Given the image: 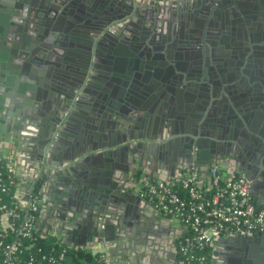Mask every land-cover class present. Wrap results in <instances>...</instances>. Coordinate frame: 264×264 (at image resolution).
<instances>
[{"label":"water","instance_id":"95a60500","mask_svg":"<svg viewBox=\"0 0 264 264\" xmlns=\"http://www.w3.org/2000/svg\"><path fill=\"white\" fill-rule=\"evenodd\" d=\"M195 1L175 0L167 12L170 23L164 25L159 15L150 18L151 7L136 9V0H110L106 11L104 0H0V126L16 129L9 139L14 143L21 136L17 130L28 129L32 143L40 146L35 147V154H46L41 205L47 204L44 196H49L53 184L50 173L54 165L49 159L54 157L53 149L81 104L88 96L91 99L90 112L72 132L82 150L80 146L81 152L75 150L78 141L72 137V165L58 176L52 204L44 208L51 217L49 234L66 246L79 249L85 240L96 238L121 240L130 231L128 227L137 233L161 229L162 216L142 212L155 209L145 194L142 144L135 142L134 135L127 140H132L126 145L134 153L131 162L126 160L124 146L117 148L116 142L107 145L109 148L102 145L104 140L117 141L121 133L128 132L123 119L134 114L139 99L147 100L148 105L152 89L158 92L165 86L166 97L175 103L170 108L174 113L164 117V122L171 119L177 125L176 118L188 116L198 131L215 132L219 143H226V147L221 145L224 154L232 150L228 143L234 140L232 127H240L242 118L252 113L264 115V81L250 78L251 72L246 70L253 58L233 52L236 47L250 52L246 33L264 21V0H222L237 16L236 10L243 12L239 23L228 24L215 9L216 4L221 8V1ZM119 6H131L124 25L111 22L103 26L105 12ZM249 7L260 11L244 16L243 9ZM261 36L259 32L256 40ZM158 41L161 48L156 47ZM101 49L107 58L104 74L96 70L100 65L95 56ZM99 82V91L92 93L90 88ZM247 136L260 156L254 160L245 154V158L264 178V130ZM97 154L108 156L110 164L98 169L92 160ZM83 166L86 171L78 172ZM153 218L155 229L149 226ZM154 237L158 242L157 235ZM226 243L245 245L244 264H264V234L235 236ZM247 245L258 248L251 252Z\"/></svg>","mask_w":264,"mask_h":264},{"label":"crops","instance_id":"0c3cea01","mask_svg":"<svg viewBox=\"0 0 264 264\" xmlns=\"http://www.w3.org/2000/svg\"><path fill=\"white\" fill-rule=\"evenodd\" d=\"M104 1H106L103 3L105 4L104 7L108 6L110 0ZM174 1L175 0H136L135 7L136 9L141 8L144 10L150 7L154 10H157L158 8L162 10V12H165L171 8ZM218 1H221L220 6L222 8L226 6V8L230 11L231 6L222 0H213L212 2ZM196 2H198V0L195 1V3ZM215 6L218 7L217 4ZM247 9H243L245 13H247ZM156 12L157 11H155V14ZM228 14L227 20L228 22H231L235 16L230 13ZM122 25H124V23L120 24V26ZM159 46H161L160 41L156 43V47ZM103 50L104 49H101V53L95 56V59L96 57L98 59L97 63L100 65L96 68V70L100 74H104L105 68L107 67V58L105 56L103 57V53H105ZM99 84L100 82L97 83L96 88H90L92 93L99 91ZM164 87L165 86L161 87V91L159 89L158 92L157 89H152L154 91V93L152 91L153 97L149 98L147 106H145L144 103L147 100H142V98L139 99L140 103L137 104L136 108L142 105L145 107L142 106V109L135 108L134 114H131L127 118L123 119L125 121L124 129L128 132L121 133L122 135H119L120 140L117 139L118 142L115 140L113 141L112 139L104 140L102 143V145H104L103 147L109 148L107 145H112L115 142L118 143L117 148L124 146L123 152L126 153V160L128 159V161L131 162L133 160L134 153L130 150L131 148L128 149L126 145H128L129 142H132V140H127L131 138V135H134L136 140L135 142L142 144L139 149L142 154L143 161L146 163L147 173L145 174V177L148 183H153L155 181L174 179L172 176H174V172L177 171V168L172 166L173 162L171 163L170 159L172 155L173 158L174 156L177 157L180 161H178L176 165H179L180 167V165L184 163L182 154L185 152V142L187 139L193 137L199 140L198 143H195V145L192 146V150L195 154L199 155V153H201V155L206 158L209 157L211 152L221 153L222 158L220 161L223 162L219 165L222 172L226 176H239L248 173V175H250L248 178L252 182V199L257 205H264V178L261 176L260 172L257 171L254 164L245 158V154L254 160L257 159L255 157L260 156V151L258 150L255 153L253 148H250L249 144L245 143V139L248 137V134L253 136L256 132L264 130V115L260 112L252 113L247 116L246 119L242 118L243 124L240 125V127H232L231 135H233V141L237 142L238 147L236 150H228L226 154H224L222 146L219 145V140L214 135L215 132L200 131V129L198 131L195 126L190 124L189 118H187L188 116L184 115L182 118H176L177 120H175L178 122L177 125L174 122L171 123V119L170 122H164V117H168V115L172 116L174 111L170 110V108L175 106V103L173 104L171 98L166 97L169 91ZM91 105V99L88 96L81 104L80 110L76 112L78 114H76L70 124L67 125V131H65V134L63 135L64 137L58 142V144L56 143V148L53 149L54 157L50 156L51 158H49L50 162L54 165V169L52 168L53 171L50 173L53 184L49 187V196H47L48 194L44 196L47 204L41 205L42 212L40 211L38 219V229H40L43 233H52L50 230L51 217H49L48 211L44 208H49L52 204L53 194L51 195V192H53L55 187L59 186L57 185V182L60 181L58 176H63L61 174L65 172L67 167L72 165V160H70L71 152H73V150H71V142L73 141L72 137L74 138V141L77 139V136L72 134V132H76L77 128L84 122L85 117L88 115V112H90ZM31 126L32 125L29 124V127ZM15 131L16 129L12 126H6L4 129L0 126V155L5 157L13 155L15 157L16 178L19 183L17 190L21 195V190H23L31 182L30 179H33V177H36L39 174V167L36 165L37 155L35 154V147L37 150L40 146L32 143V140L28 136L31 135L32 132L28 129H24V131L21 129L17 130L18 134H21L20 138H18V142H11L10 140L16 134ZM192 131L194 132L193 134L191 133ZM131 132L133 134H131ZM77 141L78 145H75V150H77L79 146V149H81L79 139H77ZM164 144L167 146L164 147ZM92 145H98V142ZM115 147L116 146L112 148ZM171 147L172 151L170 150ZM79 149L78 153L81 152ZM101 150L104 151L105 149ZM97 153L100 152L97 151ZM170 154L172 155L170 156ZM107 157L108 156L102 154H97L92 160L94 161V164H96L97 168L100 169V166H107L110 164ZM198 161L200 162V158ZM85 168V166L80 167L78 172L86 171ZM198 168L204 175L210 169V167H207L206 170H204L202 163H200ZM148 209H143L142 212L149 214ZM160 219L161 229L165 231V233L167 232L172 234L174 228V222L172 219L164 216ZM128 229L130 231L125 234L126 238L123 237L121 240L113 239L105 242L104 239H101L100 241L99 238L93 240L88 239L85 240L84 245H79L78 247L82 250H90L93 254L104 252L106 254L108 264H175L174 257L176 256V253L174 251V247H177V245H171L167 238L161 240L159 236H157L158 242H155L154 239H156V237L152 240V238H148V233H145V237L139 238L136 229L133 230L129 227ZM179 231L180 230H178V232ZM181 238L182 237H180V239ZM234 238L235 236L220 238L210 247V260L212 264H243L245 245H243V243H241L242 245H231L230 243H226V240ZM175 239L178 238L175 237ZM248 246L251 252L256 251V248H258L257 246L247 245V247ZM72 249L75 248L73 247Z\"/></svg>","mask_w":264,"mask_h":264},{"label":"built area","instance_id":"2783aa9c","mask_svg":"<svg viewBox=\"0 0 264 264\" xmlns=\"http://www.w3.org/2000/svg\"><path fill=\"white\" fill-rule=\"evenodd\" d=\"M37 182L38 178L31 181L20 195L15 157L0 158V248H4L5 255L0 264H12L23 239L32 237L38 229L41 187L35 193ZM251 183L245 175L226 176L216 163L206 175L192 165L180 179L147 185L152 201L188 228L179 245L178 264H189L195 259L199 264H210L207 256L196 257L192 250L207 249L220 238L264 234V205L253 201ZM101 257L107 261L104 252ZM43 259L48 264H64L65 253ZM28 264H37L36 259L31 257Z\"/></svg>","mask_w":264,"mask_h":264},{"label":"flooded vegetation","instance_id":"af4514ba","mask_svg":"<svg viewBox=\"0 0 264 264\" xmlns=\"http://www.w3.org/2000/svg\"><path fill=\"white\" fill-rule=\"evenodd\" d=\"M243 3H245V2H242V4ZM104 5H102V6H104ZM234 7H236V6H234ZM263 8H264V6H263ZM106 9H108V6L104 7L105 11H106ZM215 9L218 11L219 18H220V16H221V18L223 17L222 19L226 23L228 22V20H227L228 19L227 17L229 15L228 13L233 14L235 16V18L232 19L231 22L237 21L238 23L240 22V17L239 16L241 15V13H243L240 10H236L237 12L240 13V15L237 16L231 10L229 11V9H227L226 6L223 7V8L222 7L221 8L216 7ZM233 9H236V8H233ZM255 9H257V8L249 7L247 9V13L244 12L245 13L244 16L245 15L246 16H248V15L249 16H254L255 15V11H256ZM130 11H131V6H125V7L124 6H119L118 9H115V10H110L109 9L108 12H105L106 14H104V17L102 18V21H104V25L103 26H105V23L108 24V23H111V22H119L120 24L123 23L126 20V18L128 17L127 13L130 12ZM155 11H157L156 14H155ZM259 11L260 10H258V12ZM167 12H168V10H166L165 12H162V10H160V9L154 10L151 13L150 18L155 17V15H156V18H157V15H159V21L161 23H163L164 25H166V24L170 23V20H168V17H167ZM236 16L239 17V18H237ZM260 22H262V21H260ZM229 25H231V24H229ZM256 28H255V31H253L252 33L251 32L250 33L249 32L246 33L248 39L250 40V45H249V48L251 49L250 52L248 53L247 51H245V49H242L241 47H236V46H235L236 50H233V52H235L237 54H248V57L250 56L251 58H253L251 63H249V62L247 63L246 70L251 72L250 75H249L250 78L255 77V78H259V79L264 81V21L262 22V24L258 25ZM259 32L262 34V36H261V38L259 37V41H258L256 39L258 37V33ZM243 34H245V33L243 32ZM243 34H242V36H243L242 39H243L244 42H246V40H245L246 37ZM160 43H161V46H159V48L162 47V42L160 41ZM254 45L257 46V47H261L263 49H261V48L254 49L253 48ZM195 49L199 50V47H197ZM103 51H105V50H103ZM76 99H78V100L81 99L80 95H78L76 97ZM192 126H194V125H192ZM250 139H251L250 137H247L245 139L246 140L245 143H248L249 147L253 148V150L256 153L258 151V148H257L256 145H253V143L250 141ZM195 141L197 143L198 139H195L193 137H191L190 139L186 140V142H185V152L182 154L184 163L181 164L180 167H179V165H176V163L178 161H180V160H178V158L175 157V156L173 158V155L170 154V156L172 155V157L170 159L171 161L170 160L169 161L171 163L173 162L172 166H175L174 168H177V171L174 172V176H172L174 179L182 178L183 175L186 173V171L189 170L192 165L196 166V167H199L200 163H202V166L204 167V170H206L207 167L213 166L214 162H216L217 160H219V161L221 160L222 157H221V153L220 152H211V154H209V157H206V158L203 157L201 155V153H199V155L195 154V152L192 150V146L195 145ZM228 143H229V145H231L230 143H232V145H233V146L231 145L232 148L230 146V149H232V150L238 147L237 143L234 142L233 140L228 142ZM219 145L220 146L223 145V146L226 147V143H220ZM223 146H222V148H223ZM170 150L172 151V147L170 148ZM199 158H200V162L198 161ZM45 159H46V154H44V156L42 154H38L37 157H36V165H38V167H40V171H42V172H39V175H38L37 178H38V181H42V184H43V177H42L43 171L46 170L47 167H48L47 166V162H46ZM202 160H203V162H202ZM186 165L188 166L187 170L183 169V168H185ZM178 170L181 171V174H179ZM148 184H149L148 181H146V185H148ZM145 194H146V196L148 195L146 190H145ZM152 204L155 206V209L149 208L148 209L149 214H151V216H152V214L154 215L155 213H157L158 216H162V217L164 216L166 218H168V217L171 218L172 221L174 222V225H173L174 228H173V233L172 234L171 233H167V232H166L167 233L166 234L165 231H163L162 229H159V230L155 231V233L147 232L148 233L147 236H148V238H152V240H153L154 236L157 235V236H159L161 238V240L167 238L168 242L171 243V245H174V246L177 245L178 248L174 247V251L176 253V256L174 257L175 258L174 262H175V264H178V261H179V258H180V253H179V245H180V242H181L180 237L184 236V233H185V231H187L188 228L185 227L184 225H182L180 223V221L177 220L176 218L165 214L160 209V207L157 206L153 201H152ZM40 206H41V204H40ZM40 211H41V208H40ZM153 220H154V218L150 219L151 223H149V226L151 228L155 229ZM178 230H180V231L178 232ZM145 233L146 232L143 233V232H139L138 231L137 234H138L139 238L140 237L142 238V237H145V235H146ZM175 237L180 239V240L175 239ZM245 259L246 258L243 259L244 262H245ZM244 262H243V264H244Z\"/></svg>","mask_w":264,"mask_h":264},{"label":"trees","instance_id":"16d2710c","mask_svg":"<svg viewBox=\"0 0 264 264\" xmlns=\"http://www.w3.org/2000/svg\"><path fill=\"white\" fill-rule=\"evenodd\" d=\"M0 158H5V156L0 155ZM41 185L42 181H38L35 193L39 192ZM6 196L8 198L11 197V195ZM153 200L155 201L156 198ZM210 247L202 250L194 248L192 253L196 257L201 255L207 256L208 263L212 264L210 260ZM61 253H65L64 264H108L106 259L101 257V253L93 254L90 250L72 249L58 240L54 235L43 233L40 229L34 231L32 237L23 239V245L18 247L13 256L12 264H28L31 257L36 259L37 264H48L47 260H44L43 257L50 255L55 256ZM4 257V248H0V263L3 262ZM189 264L199 263L195 259Z\"/></svg>","mask_w":264,"mask_h":264}]
</instances>
